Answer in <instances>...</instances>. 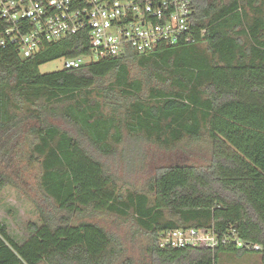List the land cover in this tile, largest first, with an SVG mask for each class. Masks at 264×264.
<instances>
[{
  "label": "trees",
  "instance_id": "obj_1",
  "mask_svg": "<svg viewBox=\"0 0 264 264\" xmlns=\"http://www.w3.org/2000/svg\"><path fill=\"white\" fill-rule=\"evenodd\" d=\"M192 4L195 42L150 53L129 51L41 73L45 63L88 54L89 39L73 36L31 57L15 44L0 46V197L5 187L18 185L1 166L11 164L18 139L30 133L31 158L43 168L39 188L54 204L35 201L40 224L28 223L23 242L0 219V264H136L117 261L122 250L104 226L74 221L89 209L134 217L150 235V261L142 264H218L223 251L247 252L207 244L161 247L160 232L177 228H214L219 236L235 229L245 241L262 245L264 264V0ZM4 29L0 19V36ZM95 89L101 101L90 97ZM32 106L36 111L22 117ZM106 107L112 111L105 113ZM122 108L125 113L118 114ZM32 114L33 126L27 119ZM58 116L76 134L50 120ZM123 129L164 146L206 132L212 159L164 167L147 192L124 193L90 149L113 153L108 139L120 142Z\"/></svg>",
  "mask_w": 264,
  "mask_h": 264
},
{
  "label": "built area",
  "instance_id": "obj_2",
  "mask_svg": "<svg viewBox=\"0 0 264 264\" xmlns=\"http://www.w3.org/2000/svg\"><path fill=\"white\" fill-rule=\"evenodd\" d=\"M192 0H0L5 29L0 46L15 44L23 57L46 45L84 35L89 53L66 57L65 68H79L129 51L150 53L161 45L195 42ZM234 246L259 253L262 245L239 237L235 229L219 236L214 228L160 232L159 245L175 248Z\"/></svg>",
  "mask_w": 264,
  "mask_h": 264
},
{
  "label": "rangeland",
  "instance_id": "obj_3",
  "mask_svg": "<svg viewBox=\"0 0 264 264\" xmlns=\"http://www.w3.org/2000/svg\"><path fill=\"white\" fill-rule=\"evenodd\" d=\"M65 60L66 57H61L45 63L40 66L39 71L49 73L62 70L65 68ZM133 72L141 76L139 69H134ZM97 91V89L92 90L90 97L101 101ZM53 107L56 110L60 108L58 104ZM33 108L35 106H32L31 110L25 108L21 111L25 114L22 117H27L32 111H36ZM103 111L110 113L112 109L106 107ZM120 113L124 114L125 109H120L118 114ZM27 119L32 126L37 123L35 116ZM50 120L76 134V130L61 116ZM18 140L20 145L18 144L12 152L11 164L4 162L1 166L18 185H9L3 189L0 197V218L7 223L15 238L23 242L29 236L28 223L40 224L35 201L44 203L46 208L54 204L46 199L38 185L43 168L40 162L31 158V142L35 141V137L30 133L23 134ZM108 143L113 145L114 150L109 155H104L94 148L90 149L104 163L107 171L116 176L118 185L124 193L130 190L147 192L152 177L164 167L177 163L201 166L208 164L212 159V141L206 132H203L199 138L187 136L176 144L164 146L153 139H148L145 134L130 135L123 129L120 142H117L116 137L112 135ZM169 218L170 214L167 213L164 220ZM74 219L75 222L83 220L96 222L114 235L119 244L118 248L122 250L117 259L118 262L126 258L133 260L136 264L150 261L146 250L150 243V235L139 227L132 215L120 216L116 213L89 209L78 214ZM218 264H262V259L256 252L247 251L239 254L223 251L219 255Z\"/></svg>",
  "mask_w": 264,
  "mask_h": 264
},
{
  "label": "crops",
  "instance_id": "obj_4",
  "mask_svg": "<svg viewBox=\"0 0 264 264\" xmlns=\"http://www.w3.org/2000/svg\"><path fill=\"white\" fill-rule=\"evenodd\" d=\"M1 219V218H0Z\"/></svg>",
  "mask_w": 264,
  "mask_h": 264
}]
</instances>
